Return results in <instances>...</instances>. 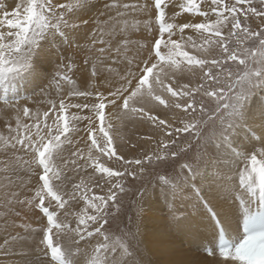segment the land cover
<instances>
[{"label": "snow or ice", "instance_id": "1", "mask_svg": "<svg viewBox=\"0 0 264 264\" xmlns=\"http://www.w3.org/2000/svg\"><path fill=\"white\" fill-rule=\"evenodd\" d=\"M203 4L204 0L106 2L105 9L115 10V16L109 15L93 31L88 51L97 55L86 57L84 63L91 62L92 77L107 59L114 65L124 63L123 68L107 67L118 83L107 94L77 90L64 71L71 72L72 64L61 62L53 78L56 91H61L60 81L73 87L58 104L50 99L46 110L33 112L7 93L16 97L19 89L40 87L43 64L59 54V46L74 42L70 33L78 28L75 20L82 19L92 0H20L11 11L0 3V87L5 92L0 104L17 113L15 127L8 125V135L0 134V153L8 154L0 160V206L10 212L13 205H20L38 211L45 221L35 227L19 225L30 235L11 237L35 244L16 253L36 254L35 261L26 264H160L153 257L165 241L142 227V204L136 206L135 225L129 217V225L118 232L108 226L121 211L118 193L125 192L121 178L140 179L147 166L169 161L177 167L156 175L167 206V228L186 233L210 229L213 246L205 251L209 256L218 252V264H264V0H210L208 9ZM137 11L147 18L130 20L129 12ZM184 14L203 19L178 21ZM252 17L260 20L255 28ZM141 24L148 38L138 44L136 60L128 54L132 42L121 37L139 31ZM105 36L116 39V58L105 55L112 51V40ZM92 96L91 104L66 103L71 97ZM108 106L114 112L106 116ZM161 106L189 118L160 119L153 112ZM70 109H89L92 116ZM113 115L121 122L137 118L150 122L163 134L156 150L133 159L119 154L109 131ZM81 121H87L84 147H76L66 159L65 146L74 143ZM180 134L191 139L180 144ZM193 142L194 156L181 160L192 151ZM105 157L123 170L107 166ZM69 165L86 173L70 190L65 183ZM32 177H37L36 185L20 198L16 189L31 185ZM105 186L106 194L93 191ZM148 191L141 188L138 198L143 200ZM234 219L242 234L230 238ZM164 264L194 262L170 259Z\"/></svg>", "mask_w": 264, "mask_h": 264}, {"label": "rangeland", "instance_id": "2", "mask_svg": "<svg viewBox=\"0 0 264 264\" xmlns=\"http://www.w3.org/2000/svg\"><path fill=\"white\" fill-rule=\"evenodd\" d=\"M18 1L19 0H17V2ZM64 1L65 0H61V2H64ZM129 1L130 0H121V2L130 3ZM106 2H111V1L110 0H92V6L90 8H92L94 6H97V9L96 10L93 9L90 12V16H91V19L89 21V26L90 27L86 28L83 31L84 33H82V36L80 37L79 41H76L75 43L71 44L70 46L69 45L68 46L67 45H62L63 47L66 46L69 51L66 52V53L65 52H58L59 54L54 56V60L52 59V62L55 64V67H51L50 69L48 68V70H47L48 73L45 72V70H44L45 77H47V78L46 79L44 78L45 80L41 82V84L43 86L40 84V87H33L29 91H25L24 95L21 96L22 98L16 96V97H13V98H9L10 100H18L19 98H21L20 100H18L19 106L21 108L23 106H28L31 109H34V110H32L34 112L38 111V110L40 112H43L44 110H46L49 107V105L47 104V101L50 100V99L56 100L57 104H58L59 100L61 98H65L67 96V92L69 91V89L71 87H73V86L68 85L65 81H60L61 91L59 93H57V91H56V83H55V80L53 78L55 76L56 66H57V64H60L61 62H63L64 64H68V63L72 64L71 72H68L67 69H64V71L74 81V87L77 90L84 91V90L87 89L89 91H101V92H104L105 94H107V91L109 90V87L110 86H115L118 83V77L116 78L115 73H111L110 74V73L107 72V68H105V67L110 66L108 64H110V63L112 64L111 59L105 60L103 65H98L97 66V76L96 77H92L91 76L92 68H90V67H92V64L91 63L85 64L84 63L85 60H83V57L81 56V54H79L80 52L83 53L81 51L82 48L86 49L91 44V42H89V40H91L90 38L92 37L93 31L96 30L100 26V25H98V27H96L95 24H101L103 22V20L104 21L107 20V17H106L107 14L105 13L107 9H105V4H102V3H106ZM0 3H3L5 8L7 10H9V6H11L10 0H0ZM139 3H141L140 0H139ZM209 4H210V0H204L203 8L204 9H208ZM100 6H101V8H98ZM100 11L104 12V13L102 15L101 14L99 15ZM167 11H168V14L171 15L172 9L169 8ZM110 12L112 13V15L115 14V10H111ZM143 16H144L143 19L147 18V15H143ZM102 18H105V19L102 20ZM128 18L130 20H132V18H130V15L128 16ZM177 19L180 22H187L189 20L192 21V22H200L203 18L202 17H197V16H190L189 14H184L182 17H179ZM250 24H251L252 27L255 28L256 26L260 25V20L258 18L252 17L251 20H250ZM139 31H142L143 32V33L141 32L142 34H145V33L147 34L146 30L143 28V25L140 26V30ZM139 31L130 30L129 32L124 34V37H121V39L126 37L129 41L132 42L128 46V49H129L128 54H129V58H135L136 60L139 59V55L137 54L138 44L139 43H143V42L146 41V40H144L145 38L141 36V33H139ZM186 34H192V33L189 32L188 30H186ZM84 35H85V37H84ZM137 35H140V36H137ZM192 35L194 36V38H196L194 34H192ZM133 36H136L138 39L141 37L140 39H142V40H138L136 38L137 40L135 39V41H134V39H132ZM109 39H111L112 42L115 43V45L112 46V51L109 52V53H105V55L106 56H111L113 58H116V53H115V47L117 46L116 39L115 38H109L108 36L105 37V40H109ZM85 40H87V41L84 42ZM81 41H83V42H81ZM99 46L100 45H97V47H99ZM69 47H71V48L69 49ZM72 48H73V50H72ZM78 49H80V52H78ZM74 50H76V51H74ZM71 53H74L73 54L74 56L75 55L78 56V54H79V57H78L79 59L78 60L82 59L81 62L84 63V64L80 65V63H78L77 61L74 62V58L71 57ZM87 54L84 53V55H85L84 58H86V57H88L90 55H92V56L97 55L96 53H89V51L87 52ZM119 65H122L123 67L125 66L124 63L121 62V63H118L117 65L113 64V68H123L122 66L118 67ZM133 66H135V64H133ZM104 75H106L107 78ZM81 76H85L86 77L85 81L79 80ZM109 76H111V77H109ZM114 78H116V79H114ZM183 82H186V80H182L181 81V83H183ZM193 83H195V81H193ZM50 84H51V87H50ZM85 85H87V86H85ZM41 89H44V92H42L43 95L40 93ZM2 90H4L3 87H0V91H2ZM34 95H35V97H34ZM32 96L34 98H32ZM36 98H38V100ZM24 99H25V101H22ZM80 100H82V101H80ZM94 101H95V97L94 96H92V97H71L69 99H66V103L71 102V103H81V104L89 103V104H91ZM0 108L3 109V113H4V114L0 113V134L8 135V129H6L7 128L6 124L10 123V121L7 120L8 116L11 115L10 113H13V114H17V113L12 108H10L7 105L0 104ZM160 108L156 109L153 112V114L154 115L155 114L159 115L160 113H162L166 117H170L172 120H173V117H175L177 120L182 119V118H189L186 115L181 114L179 110H175V109L167 110V109H164L163 106H161ZM69 112L70 113H77V114L82 115V116L83 115L92 116V112L89 109H83V111L78 110V109H70ZM113 112H114V110L111 108V106L106 107V109H105L106 116L109 113H113ZM176 113H177V116H176ZM22 117L23 116L21 114V120H24V118H22ZM117 120H118L117 115H113L112 118H111V121H110L112 123V125H113V128L109 130L110 134H111V132H116V129H118L117 125H116V121ZM25 122H27V121H25ZM14 123H15V121H14ZM80 126H81V131L80 132H83V133H81V135L84 138V140L78 141L77 139H75V141H74V143L72 145L65 146V151L63 153V157L66 158V159L70 160L72 158L71 157V152L73 150H75L76 147H81V148L84 147V142L86 141V134H85L84 129L87 127V121L79 122L78 127H80ZM14 127H15V124H14ZM149 127L148 126L145 127L146 129L143 128V131H141V132L144 133V132L149 131V130H155V131L160 132L159 130H156L154 127L153 128H149ZM119 128H120V126H119ZM131 129H132V124H131L130 130ZM138 129L140 130L139 127H138ZM141 134L139 135V137L137 136V138L134 139L135 143L137 142L136 144L135 143L134 144L136 145V148L138 147L137 149L134 147L136 149V154H137L136 157L137 158H139V156L142 157L143 154H145V153L152 152V151L156 150V148H155V146H156L155 144L156 143H155V141L153 142L151 140H149L151 145L149 147H147V149H145L146 147L144 146V141H147V139H144V137H146L147 134H145V133L143 135H141ZM180 136H181V139L179 140L180 144H184V143L188 142V140L191 139V137L188 136V134H180ZM159 137L157 139L160 140L161 138H159ZM114 147L116 148V150L118 152L119 147H120V143H119V139L118 138L116 139V142L114 141ZM128 148L127 149L130 150V148L132 149L133 146H130ZM195 151H196V145H195V142H193L192 151L189 152L187 154V156L181 157V160H183L185 158H188V159L192 158L194 156V154H195ZM7 158H8V154L0 153V160H4V159H7ZM104 161L106 162L107 166H112L114 169L119 168L120 170H123V168L121 167V164L115 162V160H113L111 162H107V158L105 157ZM57 163L58 164H62V161L58 160ZM178 163H179V161L177 162V164ZM69 166H71V165H69ZM147 167H148V171L140 179H133L131 177L121 178L122 181H123L124 187H125V192L118 193V202L120 203L121 211L115 218L112 219L110 225L108 226L111 231L118 232V230L120 228H126L129 225V217L132 218V223L134 224V222H133V219H134V216H135L134 212H136L135 211L136 204H138V201L140 200L138 198V191L141 188L150 189L152 187H157V184H158V182L156 180L157 173L172 172L173 169L177 167V165H175L171 161H169L167 163H161L159 166H157L155 168H153L152 166H147ZM65 171H66V174H67V176L69 178L67 181H65V183H67L68 188L70 190L71 189V184L72 183H78L80 178L76 179L72 175H70L68 170H65ZM88 171L90 172L91 170L89 169ZM82 173H84V172H82ZM21 176L24 179H27L26 174L21 173ZM36 181H37V177H32L31 185H27L24 188H17L16 189L17 191L20 192V198H23V197L29 195L28 188L29 187H34L36 185ZM17 183H19V182L17 181ZM93 191L96 192L97 194H106L107 193V186H105L103 189L94 188ZM125 193H127V194H125ZM123 194L126 195V196L123 197L124 199H121ZM0 203H1L0 205H2V203H3V192H0ZM16 206L17 205H13L12 211H10V212L8 210L4 209L1 206L0 212L12 213V215L14 216V219H16L17 216L15 215V212H20V209L22 207L20 205H18L19 207H16ZM81 206H82V202H81ZM37 212L38 211H30V218L33 220V223H34L35 226H37L38 223H44L45 222V221L40 219L42 214L37 213ZM31 214H36V215H34V217H32ZM69 219H71V218H69ZM15 225L17 227H19L18 230H16V231L14 230L13 232H11L12 230L5 231V233H6L5 235H4V232H3L2 234H0V242H4L5 240H8V239L12 240L11 239L12 236H17V235L23 236V234H25L26 231L24 230V228L19 226L20 225L19 222H15ZM30 227H33V226H30ZM15 247H14V249L12 251H16L17 252L18 249H16L17 247L16 248ZM35 257H36V254H35ZM41 258H43V256H41Z\"/></svg>", "mask_w": 264, "mask_h": 264}, {"label": "bare ground", "instance_id": "3", "mask_svg": "<svg viewBox=\"0 0 264 264\" xmlns=\"http://www.w3.org/2000/svg\"><path fill=\"white\" fill-rule=\"evenodd\" d=\"M16 2H17V0H10V3H11V6H9V10L10 11L14 8ZM18 2H20V0ZM64 2H66V0ZM129 2L130 3H137V2H139V0H130ZM140 2L143 3L144 0H140ZM102 4H105V3H102ZM98 8H101V6L98 7ZM93 9L96 10L97 6H94V7L90 8L89 10H87L86 12H83L81 14L82 15V19L77 18L75 20V23L78 25V28L76 29L75 32L70 33L71 38H73V40H74L73 43H75L76 41H79L80 37L82 36V33H84L83 31L86 28L90 27L89 26V21L91 19L90 12ZM103 13L104 12L100 11L99 15L100 14L102 15ZM105 13L107 14L106 15L107 18H108L109 15H112V13L109 10H106ZM129 15H130V18H132V19L134 18V19L143 20V17H144L143 15H146V14L137 11V12H134V13L133 12H131V13L129 12L128 16ZM112 16H115V14L112 15ZM105 18H102V20L105 19ZM83 21H88V23L85 24V23H83ZM98 25H100V24H95L96 27H98ZM142 25L143 24H141V26ZM141 32L142 31H139V33H141ZM142 33H141V36L145 38L144 40H146L148 38V36H146L147 34L146 33L142 34ZM137 36H140V35H137ZM84 37H85V35H84ZM97 37L99 38V33H97ZM105 37H104V39H105ZM136 38H137L136 36H133L132 39H134V41H135ZM140 38L139 39L137 38V39L138 40H142ZM86 41L87 40H85L84 42H86ZM81 42H83V41H81ZM89 42H91V40H89ZM113 45H115V43H113L112 46ZM70 48L71 47H69V49ZM59 49L60 50H58V52H65L66 53V52L69 51L66 46L63 47L62 45L59 46ZM72 50H73V48H72ZM74 51H76V50H74ZM81 51L83 53H81L80 49H78V52H80L79 54H81V56L83 57V60H85L84 53L87 54L88 48H86V49L82 48ZM74 53H71V57L74 58V62L77 61L78 63H80V65L84 64V63L81 62L82 59L78 60L79 59L78 58L79 54H78V56H76V55L74 56L73 55ZM52 59L54 60V56L50 57L49 60L46 63L43 64V66H42L43 71L45 70V72H47L48 68L50 69L51 67H55V64L52 62ZM108 65L113 67V64H111V63L108 64ZM121 66L122 65H119L118 67H121ZM134 67L135 66H133V68ZM90 68H92V67H90ZM105 68H107V67H105ZM104 76H106V75H104ZM109 77H111V76H109ZM46 78L47 77H45V79ZM85 78H86L85 76H81L79 80L85 81ZM106 78H107V76H106ZM116 78H117V76H116ZM116 78H114V79H116ZM45 79H43V81ZM85 86H87V85H85ZM31 88H33V87H24L23 89H19L18 93H17V96L21 97L22 95H24L25 91H29ZM0 92H1L0 96L5 95L4 90H2ZM40 93L42 94V92H40ZM7 95L9 96V98H13V95H12L10 90L7 93ZM34 97H35V95H34ZM34 97L32 96V98H34ZM21 98H19L18 100H20ZM36 99L38 100V98H36ZM22 101H25V99L22 100ZM80 101H82V100H80ZM149 107H151V105H149ZM31 110H34V109H31ZM0 113L4 114L2 108H0ZM10 114L11 115H9L8 119H7V120L10 121V123L6 122L7 123L6 124L7 125L6 129H8V125H11L12 127H14V124H15L14 121L16 120V115L17 114H13V113H10ZM176 116H177V113H176ZM158 118L168 120L169 122L172 121V119L170 117H166L162 113H160L158 115ZM131 124H132V129L130 130ZM116 125H117L118 129H116V132H111V135L113 136V139H114L115 142H116L117 138L119 139V143H120V147H119V150H118L119 154L123 155L127 159L137 158L136 157V155H137L136 154V149L138 147L136 148L135 144L137 142L135 143L134 139H136L137 136L139 137V135L142 133L141 131H143V128L146 129L145 127H147V126L148 127L150 126L149 128H153L154 126L150 122L145 123V122L139 120V118H137L135 120H131V121L130 120H125L123 122H121V120L118 119L116 121ZM119 126H120V128H119ZM138 127L140 128V130L138 129ZM79 128L81 129V126ZM81 133H83V132H80L75 138L78 141L84 140V138L82 137ZM144 133L147 134V136H152L153 137V139L151 141H153V142L155 141V143H156L155 144L156 145L155 148H157V144H158V141H159V139H157V138L159 136H160L159 138H161L162 137V133L158 132V131H155V130H149V131H146ZM144 133H142L141 135H143ZM133 145H135L136 149L133 147L132 149L130 148V150H128L129 149L128 147L133 146ZM150 145L151 144H150L149 140L144 141V146L146 147L145 149H147V147H149ZM60 161H62V160H60ZM66 170H68L70 175H72L76 179H79L81 176H86L85 173H82V172L78 173V172L74 171L71 166H68ZM148 190L149 191L146 193V195L143 198V200H139L138 201V204H142V206L144 208V212H143L142 216L140 217V222L142 224V227L149 233L150 236H152L154 238H163L164 241H165V245L162 246V247H159L157 249V254L153 258L158 260L160 262V264H164L165 261L170 260V259H187V260L193 261L194 264H218V261L221 259L219 257V255H218V252H217L216 255L209 256L206 253V251H205V248L213 246V243H212L213 242V236H212L211 230L210 229H206V228H200L195 233H186V232H181V231L169 230L167 228V226H166V222H165V219H164L165 216H166V213H167V206H166V204H165V202L163 200V197L160 195L159 187L158 186L157 187H152V188H150ZM125 194H127V193H125ZM124 196H126V195L123 194L121 199H124L123 198ZM177 203H179V201H177ZM136 206H137V204H136ZM16 207H19V206L17 205ZM0 208H1V206H0ZM19 213H20V215L17 216L16 219H14V216L12 215V213H8L7 212V215H0V234H2L4 232V235H5L6 234L5 231L12 230L11 232H13L14 230L15 231L18 230L19 227H17L15 225V222H19L20 225L23 224V225H26V226H28V225L29 226H33V227L35 226L34 223H33V220L30 218V211L27 208L21 207ZM134 213H135V216H134V219H133V222H134L133 225H135L137 223L136 212H134ZM31 215H32V217H34V215H36V214H31ZM238 229H239V222H238V220L234 219L232 221V227L228 230L229 237L233 238V237L237 236L239 234L238 233V231H239ZM24 230H25V228H24ZM26 235H30V233L29 232H25V234H23V236H26ZM13 246L17 247V248L15 247L16 249H18L17 252L16 251H12L14 249ZM29 247L34 248L35 244L29 245L27 243V241H21V240L13 241V240H9L8 239V245L5 246L4 242H0V264H26V262H28V261H35L36 257H35V253L34 252L31 253L28 256H22V255L16 254V253H20L21 251H23V250H25V249H27ZM44 259H45L44 257L41 258V260H44Z\"/></svg>", "mask_w": 264, "mask_h": 264}]
</instances>
